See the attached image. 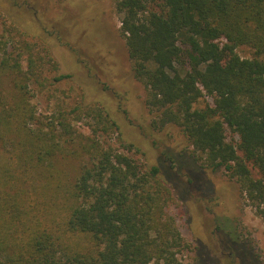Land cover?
I'll list each match as a JSON object with an SVG mask.
<instances>
[{
    "label": "trees",
    "instance_id": "1",
    "mask_svg": "<svg viewBox=\"0 0 264 264\" xmlns=\"http://www.w3.org/2000/svg\"><path fill=\"white\" fill-rule=\"evenodd\" d=\"M115 6L133 74L157 113L154 126H180L200 155L176 154L167 168L143 164L101 138L118 125L95 103L44 119L36 90L71 75L59 72L45 38L0 12V264H179L190 244L167 207L189 194L193 168L224 169L264 219V0ZM241 45L253 55L241 56ZM83 117L92 119L88 134L73 123ZM65 159L77 162L76 173ZM231 235L225 246L242 264H261Z\"/></svg>",
    "mask_w": 264,
    "mask_h": 264
},
{
    "label": "rangeland",
    "instance_id": "2",
    "mask_svg": "<svg viewBox=\"0 0 264 264\" xmlns=\"http://www.w3.org/2000/svg\"><path fill=\"white\" fill-rule=\"evenodd\" d=\"M115 1L0 0L3 20L45 38L59 62V72L71 75L47 86L43 92L36 90L34 102L38 112L44 119L57 121L60 108L95 103L106 108L118 125L101 138L143 164L167 168L169 158L176 154L190 159L199 156L180 126L174 123L163 128L154 126L157 113L145 103V86L133 74ZM0 28L4 29L1 22ZM237 51L243 57L253 55L247 45L239 46ZM205 99L212 102L211 98ZM90 121L91 118L83 117L73 123L88 134ZM227 132L228 140L235 139L230 130ZM2 157L5 156L0 145ZM180 163L186 164L182 160ZM64 166L72 174L78 170L73 159H65ZM173 169L186 180L184 168L173 164ZM193 169L189 194L184 200L174 197L167 207L190 244L177 254L178 263L242 264L239 256L227 247L232 244L226 238L230 232L233 239L248 242L257 260L264 264V219L246 203L237 182L224 169L203 172ZM253 172L258 175L257 169ZM161 176L169 181L163 169Z\"/></svg>",
    "mask_w": 264,
    "mask_h": 264
}]
</instances>
